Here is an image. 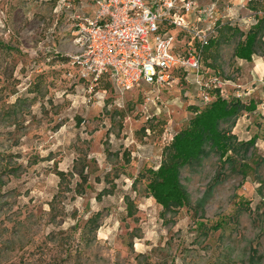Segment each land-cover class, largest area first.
<instances>
[{"label":"rangeland","instance_id":"obj_1","mask_svg":"<svg viewBox=\"0 0 264 264\" xmlns=\"http://www.w3.org/2000/svg\"><path fill=\"white\" fill-rule=\"evenodd\" d=\"M60 1L0 0V264H264V0H194L187 19L215 29L208 102L193 77L122 92L71 75L80 3ZM219 99L244 108L219 125L229 150L183 165L186 202L162 205L152 170Z\"/></svg>","mask_w":264,"mask_h":264},{"label":"built area","instance_id":"obj_2","mask_svg":"<svg viewBox=\"0 0 264 264\" xmlns=\"http://www.w3.org/2000/svg\"><path fill=\"white\" fill-rule=\"evenodd\" d=\"M78 1L81 12L73 16L77 51L67 60L71 75L94 87L106 79L123 92L177 84L185 74V80L193 77L206 102L210 97L205 92L222 88L217 77L203 79L204 52L215 29L200 28L205 11H198V25L187 19L196 12L194 0ZM59 3L62 9H74L72 0ZM84 7L91 10L83 12ZM176 29L180 31L175 35ZM182 34L193 39L180 52Z\"/></svg>","mask_w":264,"mask_h":264},{"label":"trees","instance_id":"obj_3","mask_svg":"<svg viewBox=\"0 0 264 264\" xmlns=\"http://www.w3.org/2000/svg\"><path fill=\"white\" fill-rule=\"evenodd\" d=\"M251 35L247 37V44L237 52L239 58L248 61L252 60L253 52V36ZM59 57L64 59V56ZM65 67L69 69V72L72 71L69 65ZM185 76V74H180L181 80H185ZM104 81L111 84L110 81L103 79L95 87H99ZM242 108L243 106L239 102L232 103L226 99H219L204 111H198L190 126L175 135L172 143L164 149V160L161 167L159 170H152L153 175L149 179L148 190L159 203L165 206H181L186 202L188 196L179 181L180 169L195 158L204 156L206 154L205 147H210L211 150L225 156L229 150L228 139L230 137L228 136L230 135L220 134L219 125L224 121L237 120ZM191 109L198 110L195 107Z\"/></svg>","mask_w":264,"mask_h":264}]
</instances>
